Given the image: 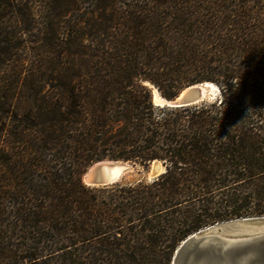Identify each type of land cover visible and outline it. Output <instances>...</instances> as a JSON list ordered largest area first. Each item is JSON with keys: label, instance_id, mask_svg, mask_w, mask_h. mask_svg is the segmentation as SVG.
<instances>
[{"label": "trees", "instance_id": "1", "mask_svg": "<svg viewBox=\"0 0 264 264\" xmlns=\"http://www.w3.org/2000/svg\"><path fill=\"white\" fill-rule=\"evenodd\" d=\"M209 81L215 99L155 105ZM149 83V84H148ZM105 158L164 171L91 187ZM264 216V0H0V264H171Z\"/></svg>", "mask_w": 264, "mask_h": 264}, {"label": "water", "instance_id": "2", "mask_svg": "<svg viewBox=\"0 0 264 264\" xmlns=\"http://www.w3.org/2000/svg\"><path fill=\"white\" fill-rule=\"evenodd\" d=\"M149 84V83H148ZM214 85V90H212ZM152 87L156 88L152 85ZM217 86L209 81L190 84L173 98L161 97L159 106L181 107L198 104L213 98ZM134 161L105 158L90 164L82 174V181L91 187L150 181L161 174L165 166L153 160L142 170L135 171L126 180L111 177L108 172L134 168ZM171 264H264V216L238 218L201 229L185 238L176 248Z\"/></svg>", "mask_w": 264, "mask_h": 264}, {"label": "rangeland", "instance_id": "3", "mask_svg": "<svg viewBox=\"0 0 264 264\" xmlns=\"http://www.w3.org/2000/svg\"><path fill=\"white\" fill-rule=\"evenodd\" d=\"M152 85L153 84H149V86L151 87V89H152V92H154L156 89H154V87H152ZM154 86V85H153ZM212 90H214V88H212ZM217 95H218V92H217V94L213 97V98H210L209 100H207V101H210V100H213V99H215L216 97H217ZM134 164V168L133 169H130V170H127L126 172H124L123 173V175H122V177H123V179H127L129 176H131V175H133V173L135 172V171H139V170H142L145 166H143V165H141V164H139V163H137V162H133ZM143 181V180H142ZM145 181H147V180H145ZM119 184H126L125 183V181H123V183H119Z\"/></svg>", "mask_w": 264, "mask_h": 264}, {"label": "bare ground", "instance_id": "4", "mask_svg": "<svg viewBox=\"0 0 264 264\" xmlns=\"http://www.w3.org/2000/svg\"><path fill=\"white\" fill-rule=\"evenodd\" d=\"M212 88H216V87H214V85H212ZM154 89H156V88H154ZM153 93H154L155 101L160 102L161 96L159 95L158 90L156 89ZM123 173L124 172L122 171V168H113L112 170H110L108 172L109 176H111V177L122 176Z\"/></svg>", "mask_w": 264, "mask_h": 264}]
</instances>
